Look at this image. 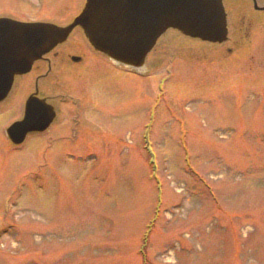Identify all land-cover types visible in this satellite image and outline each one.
I'll list each match as a JSON object with an SVG mask.
<instances>
[{
  "label": "rangeland",
  "instance_id": "374dc122",
  "mask_svg": "<svg viewBox=\"0 0 264 264\" xmlns=\"http://www.w3.org/2000/svg\"><path fill=\"white\" fill-rule=\"evenodd\" d=\"M249 29L229 53L168 30L139 72L86 51L55 82L73 101L13 147L33 88L19 78L0 104V264H264V25Z\"/></svg>",
  "mask_w": 264,
  "mask_h": 264
},
{
  "label": "water",
  "instance_id": "95a60500",
  "mask_svg": "<svg viewBox=\"0 0 264 264\" xmlns=\"http://www.w3.org/2000/svg\"><path fill=\"white\" fill-rule=\"evenodd\" d=\"M76 28L95 51L133 69L145 66L147 55L168 30L209 46L228 39L222 0H85L65 26L2 16L0 102L17 76L28 73L35 61L66 41ZM55 115L54 106L35 90L25 101L23 117L13 122L6 134L19 145L28 133L46 130Z\"/></svg>",
  "mask_w": 264,
  "mask_h": 264
},
{
  "label": "flooded vegetation",
  "instance_id": "af4514ba",
  "mask_svg": "<svg viewBox=\"0 0 264 264\" xmlns=\"http://www.w3.org/2000/svg\"><path fill=\"white\" fill-rule=\"evenodd\" d=\"M223 5L226 11L227 25L229 28L228 42H232V36H230L231 29L234 33H238L237 36H239V34H242L241 30L244 28L245 25L247 26V28L250 29L254 26V24L264 25V0H223ZM81 7L82 4L79 3L77 9H62L59 14L61 16H39L35 19L50 21L54 22L59 26H65L71 22V20L76 14H78ZM260 14H262V17H259ZM43 15H45L44 12ZM238 31H240L241 33H239ZM248 33L249 32L247 31L244 35L247 38H249ZM86 51H90L89 54L95 55V53L91 51L89 47L83 42V34L81 32V29L76 28L68 36L66 41L59 44L57 47L45 54L41 59L33 63L31 71L28 73V75H26L32 78L36 77L35 82L33 81L34 89L32 88V91L38 90V96L45 97L49 101L56 98V100L58 101L59 98L62 96V92H67L65 90L62 91L61 87L59 86V83L55 82L58 81V79L63 78L62 72L65 66H77L82 64L88 55ZM40 80L48 81L51 87H54L55 90L50 94L49 92H41L39 84ZM29 93L30 91L27 92L25 95ZM23 111L24 103L22 105L21 115L16 119L22 117Z\"/></svg>",
  "mask_w": 264,
  "mask_h": 264
}]
</instances>
